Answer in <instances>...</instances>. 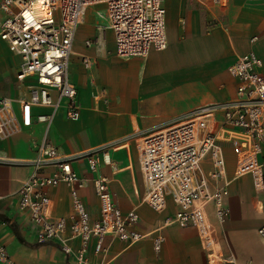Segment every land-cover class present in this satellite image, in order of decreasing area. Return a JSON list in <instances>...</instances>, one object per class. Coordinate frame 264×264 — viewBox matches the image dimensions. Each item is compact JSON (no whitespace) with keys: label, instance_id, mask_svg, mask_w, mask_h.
I'll use <instances>...</instances> for the list:
<instances>
[{"label":"crops","instance_id":"1","mask_svg":"<svg viewBox=\"0 0 264 264\" xmlns=\"http://www.w3.org/2000/svg\"><path fill=\"white\" fill-rule=\"evenodd\" d=\"M93 6L99 8L91 16L88 11ZM93 6L86 10L82 22L89 20L90 30L84 35L75 32L68 64L67 78L76 89L80 110L75 119L68 120L58 109L47 139L66 157L107 148L111 166L103 164L98 152L95 174L88 172L84 158L72 162L77 175L88 179L79 197L90 218L97 219L99 207L92 179L105 178L116 207L122 212L136 208L139 221L134 230L143 238L128 245L107 237L103 255L93 254L90 246L89 263L208 264L195 228L164 225L177 212L170 199L159 212L141 203L136 142L200 107L234 98L236 81L227 68L237 56L248 52L264 58V0H227L224 5L211 0H163L165 23L172 20L177 26L174 38L169 40L165 28L164 51L130 59L116 57L112 32L97 29L105 25V7ZM5 17L0 11V23ZM254 37L256 41L251 43ZM85 42L90 45L87 47ZM5 48L14 63L10 87L0 97L11 98L17 94L15 74L20 59ZM82 56L90 59L89 69L83 67ZM217 129L215 126L213 130ZM44 130L43 124L34 123L29 130L0 139V246L8 257L0 259V264H76L73 255H64L57 242L37 245L28 214L16 207L14 194L30 173L32 143ZM217 141L222 147L229 185L223 200L228 210L224 223L218 224L211 205L205 207L216 264H264V244L257 237L258 228L264 225V190L255 170L258 157L240 132L221 129ZM47 196L54 218L71 215L72 201L66 186L48 189ZM158 229L163 242L156 253L153 238ZM70 245L76 251L79 243L73 241Z\"/></svg>","mask_w":264,"mask_h":264},{"label":"built area","instance_id":"2","mask_svg":"<svg viewBox=\"0 0 264 264\" xmlns=\"http://www.w3.org/2000/svg\"><path fill=\"white\" fill-rule=\"evenodd\" d=\"M211 2L224 5L227 0ZM98 4L105 7V25L97 29L101 31L103 27L112 32L116 57L145 58L150 51L166 49L163 0L0 2V11L6 16L0 23V40L20 59L15 74L16 96L0 97V139L29 130L34 123L45 127L40 139L32 143L30 173L14 194L16 207L28 214L37 245L57 242L64 255H73L76 264H90L91 245L93 254L103 255L107 237L128 245L143 238L134 230L139 221L136 208L122 212L116 207L105 178L92 179L99 207L97 219L90 218L79 197L88 179L77 175L72 162L77 157L84 158L88 172L95 174L98 152L103 164L111 166L107 148L66 157L47 139L48 128L58 109L63 110L68 120L75 119L80 110L76 89L67 78L69 57L73 55L77 26L82 24L86 10ZM254 41L255 37L250 40ZM85 45L88 47L90 42ZM81 63L86 69L91 67L86 56L81 57ZM227 72L236 81L234 98L200 107L136 142L142 179L141 203L159 212L165 209L166 199H170L177 212L164 225L195 228L207 252L208 264L217 262L207 230L205 207L211 205L219 225L228 216L223 200L229 181L222 147L217 141L221 129L237 131L248 138L252 154L258 157L255 170L259 172L260 186L264 190V58L252 52L237 56ZM59 185L69 189L72 213L68 217L54 218L47 191ZM257 237L264 244V225L258 228ZM73 241L79 243L76 251L70 245ZM162 242L158 229L153 238L156 253ZM7 258L0 246V259Z\"/></svg>","mask_w":264,"mask_h":264},{"label":"rangeland","instance_id":"3","mask_svg":"<svg viewBox=\"0 0 264 264\" xmlns=\"http://www.w3.org/2000/svg\"><path fill=\"white\" fill-rule=\"evenodd\" d=\"M98 8V6L89 8L88 14L92 16V13H94V11ZM88 21H85V23L82 25H78L76 33L84 35L87 30L89 31V27H91V24ZM165 28L167 30L169 40L171 41L174 38L173 33L174 30H176L177 26L172 20H167V22L165 23ZM5 47L7 46H5L4 42L0 40V93H2V91H4L6 88L10 87V71L12 70V66L14 63L7 53Z\"/></svg>","mask_w":264,"mask_h":264}]
</instances>
